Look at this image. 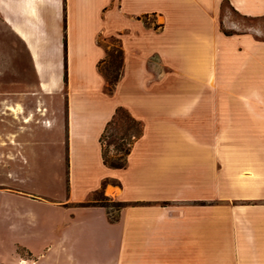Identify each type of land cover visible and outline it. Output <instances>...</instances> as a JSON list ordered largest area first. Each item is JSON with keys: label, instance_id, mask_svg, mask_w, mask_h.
<instances>
[{"label": "crops", "instance_id": "0c3cea01", "mask_svg": "<svg viewBox=\"0 0 264 264\" xmlns=\"http://www.w3.org/2000/svg\"><path fill=\"white\" fill-rule=\"evenodd\" d=\"M228 10L264 18V0H0L58 105L0 167V264H264V34ZM101 34L123 51L110 94ZM119 105L142 133L114 168ZM100 188L128 203L115 220L86 204Z\"/></svg>", "mask_w": 264, "mask_h": 264}, {"label": "rangeland", "instance_id": "374dc122", "mask_svg": "<svg viewBox=\"0 0 264 264\" xmlns=\"http://www.w3.org/2000/svg\"><path fill=\"white\" fill-rule=\"evenodd\" d=\"M225 14L229 15L232 20L240 21V27L257 23L264 34V18L249 20L230 10ZM149 18L151 17L149 16ZM231 30L224 29L226 32ZM116 39V35L101 34L98 37V42L104 47H112L117 43ZM63 80L66 82L65 78ZM41 82L45 81L42 79ZM257 84H263L260 78H258ZM65 90V83H63L61 91ZM47 91H50L47 83L46 87H41V83L38 85L36 72L31 66L29 53L22 41L0 22V167L2 171H9L10 161L16 159V146L19 148L23 146L19 135L21 133L31 135L35 128L43 125L41 119L43 116H51L53 112H57L58 105L55 99L57 93H47ZM9 97L12 99H8ZM38 100H44L46 110L43 115L40 113L41 111L36 110ZM47 103L49 109H47ZM8 106L15 107L12 110ZM62 108L64 113V107ZM19 109H21L20 112ZM50 116L47 117L48 126L51 125ZM25 118H29V120L25 121ZM117 136L114 127L105 136L104 142L109 144V155L113 153V146L110 142L118 140ZM226 138L248 139L249 133H229ZM10 140H13L14 143H10ZM19 153L22 154L20 150ZM108 209L115 214L114 207L110 206ZM19 252H23V250L19 248Z\"/></svg>", "mask_w": 264, "mask_h": 264}, {"label": "trees", "instance_id": "16d2710c", "mask_svg": "<svg viewBox=\"0 0 264 264\" xmlns=\"http://www.w3.org/2000/svg\"><path fill=\"white\" fill-rule=\"evenodd\" d=\"M117 43L114 46L104 47L105 55L98 60L96 68L98 72L105 79V92L110 94L113 92L116 82L121 76L123 65V51L120 44V39L117 37ZM66 80V74L64 75ZM114 127L118 134L116 141H111L112 155H109L108 145L105 144V136L108 131ZM142 133L141 123L138 119L133 117L127 109L123 106H117L109 121H107L103 132L100 136L102 161L105 165L114 168H121L125 165L127 155L137 139ZM97 195H100L99 197ZM112 203V204H109ZM86 204L100 205L107 209L110 220H115L118 216L119 210L127 205L125 201L111 200L109 197L103 195L102 189L96 191L91 201ZM114 207L115 214L109 211V207Z\"/></svg>", "mask_w": 264, "mask_h": 264}, {"label": "bare ground", "instance_id": "6f19581e", "mask_svg": "<svg viewBox=\"0 0 264 264\" xmlns=\"http://www.w3.org/2000/svg\"><path fill=\"white\" fill-rule=\"evenodd\" d=\"M33 54H34V58H35V60H36V69H37V73H39L41 76H42V68H41V66L38 64V61H37V55H36V53H35V51L33 50ZM53 81V82H52ZM51 82L52 83H54V78H51ZM50 82V83H51ZM41 87H46V83L45 82H41ZM25 121H28L29 120V118H25L24 119Z\"/></svg>", "mask_w": 264, "mask_h": 264}]
</instances>
